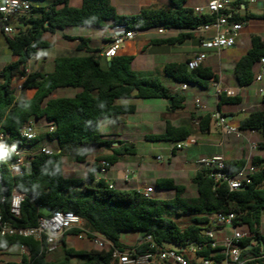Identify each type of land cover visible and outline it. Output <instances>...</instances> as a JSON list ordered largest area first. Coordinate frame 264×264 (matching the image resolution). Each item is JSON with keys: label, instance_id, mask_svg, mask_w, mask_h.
I'll list each match as a JSON object with an SVG mask.
<instances>
[{"label": "trees", "instance_id": "16d2710c", "mask_svg": "<svg viewBox=\"0 0 264 264\" xmlns=\"http://www.w3.org/2000/svg\"><path fill=\"white\" fill-rule=\"evenodd\" d=\"M70 0H54L47 7H32L31 13L13 22L16 34L3 36L16 62L7 64L0 71V130L10 134V141L25 145L21 129L32 120H45L55 126L53 132L37 136L30 145L36 147L44 141L56 142V151H37L31 161V169L22 175H12L8 161L0 157V216L4 222L16 228H33L42 217H51L60 212H73L84 219L91 232H98L114 243L120 250H142L138 245L128 248L121 244L123 232H141L142 237L151 236L164 246L177 244L187 239L201 238V227L205 215L216 212L237 214L236 225L255 232L264 242L260 233L264 214V157L255 156L251 164L256 167L252 182L246 187L231 191L226 184H217L210 176V170L202 168L193 177L197 194L187 195V187L174 178H161L156 181L160 191H172L174 196L160 199L146 197L136 189L110 187V182L98 180V172L104 161L115 165L120 156L135 155L134 144L118 143L109 155L99 156L90 166L85 178L69 177L64 172V159L71 155L77 163H87L90 153L100 148H111L113 143L102 139L103 121L135 114L137 106L127 104L132 100H167L172 103L170 111L184 108L185 96L166 86L157 75L145 77L133 69L135 56H119L103 65L98 56L58 57L54 69L49 74L27 73L29 59L39 56L40 51L51 45L44 40L46 33L56 34L71 27L103 28L107 22L113 26H123L127 31L146 33L160 28L177 31V35L157 39L155 44H183L195 37L194 30L204 24L216 21V15H196L186 6L187 0H171L168 7H151L135 15H120L111 0H83L82 6H70ZM244 4H247L244 1ZM250 20H264L261 14H236L234 21L246 23ZM80 49L92 51L86 39L80 38ZM264 57V42L259 36L251 38L250 50L239 59L235 73L241 87L253 83L255 67ZM167 78L174 84L198 85L207 89L219 80V75L210 67L196 70L188 68V60L167 63L164 68ZM24 79L22 90H35L32 98H19L13 88V81ZM78 89L73 96L52 98L59 89ZM239 96L220 95L218 111L224 105L241 104ZM264 104V94L262 95ZM200 119L199 133L211 131L212 115H192ZM242 132L255 131L260 135L258 148L264 151V109H257L240 121ZM194 136L189 124L175 126L167 122L162 134L148 137L151 141L179 142ZM38 149V148H37ZM36 149V150H37ZM176 154V152H174ZM243 155L240 159L227 160L226 170L237 173L248 163ZM24 195L20 207V217L11 212L14 192ZM191 216L193 222L182 228L176 218ZM81 233L78 229L68 231L61 239L63 256L58 260L48 258L43 251L44 242L32 237L0 235V253L13 246H24L27 254L22 256L24 264H116L112 261V248L78 250L68 247L66 238ZM140 238V240H141ZM139 240V241H140ZM139 244V243H138ZM206 257L210 251L205 253Z\"/></svg>", "mask_w": 264, "mask_h": 264}, {"label": "built area", "instance_id": "2783aa9c", "mask_svg": "<svg viewBox=\"0 0 264 264\" xmlns=\"http://www.w3.org/2000/svg\"><path fill=\"white\" fill-rule=\"evenodd\" d=\"M246 2L254 3L257 0H210L206 6L194 7L196 15H216V21L212 24H204L197 27L194 33L199 37L200 47L208 50L221 51L233 48L236 39L241 35L246 23L234 21L237 14L236 9H240ZM32 11V4L27 0H3L0 1V30L8 37L16 34V27L13 22L23 16H27ZM159 35L177 34V31L160 28L157 31ZM213 32V35L209 33ZM139 33L127 31L123 26L110 27L107 38L109 40L107 48L103 55L107 59L116 57L124 43L134 39ZM207 59L206 52H199L188 60V68L196 70L203 66ZM261 71L256 75L255 81L260 82L264 77V57L259 62ZM218 89V96L225 93L227 97H236L234 89L223 90L217 82L213 83ZM187 84H181L175 91H185ZM259 93L264 94V89ZM196 107L202 110L204 107L200 99L195 100ZM212 122L215 127L220 129L221 133L227 136L241 138L243 132L238 126L231 125L226 115L221 112L212 113ZM196 128L200 127V119H194ZM47 132H53L55 126L46 124ZM37 125L32 120L26 124L20 131L21 137L27 141L25 145H19L10 141V134L0 130V157L8 161L9 169L14 176L22 175L31 169L33 155L37 151L49 152L45 146L35 149L30 145L37 134L35 128ZM198 140L191 136L183 141L176 142L170 148V153L182 150L191 145H196ZM256 148V147H255ZM159 162L163 161V156L156 157ZM246 166L233 173L226 170L227 160L223 155H216L211 158L200 159L197 161L203 168L210 170V176L217 184H226L231 191L246 187L252 182L251 176L254 175L256 167L251 164V160ZM113 167L110 162L104 161L98 172V180H107L109 170ZM134 175L133 171H126V179ZM110 187L114 185L110 182ZM146 197H151L156 192L154 187H145L138 190ZM24 195L15 191L11 201V212L15 217H20V207ZM206 221L201 227V238L197 241L190 239L182 243L171 242L164 246L158 244L149 235L144 236L139 241L138 247H142L140 252L136 249L120 250L114 247V243L104 235L98 232H91L93 242L100 248L106 246L112 248V261L116 264H264V242L258 238L256 233L246 227L236 225L237 214L233 212H216L204 216ZM232 228L229 235H223L222 238H216L214 229ZM78 229L81 233L79 239L88 236L89 230L85 228L83 218L73 212H60L51 217H42L38 225L33 228H16L11 223L3 221L0 216V235H18L22 237H32L44 242L43 251L50 254L60 245L62 237L70 230ZM260 233L261 228H260ZM23 255L27 254L24 246H20ZM210 251L206 257L205 253ZM19 264H24L22 260Z\"/></svg>", "mask_w": 264, "mask_h": 264}, {"label": "crops", "instance_id": "0c3cea01", "mask_svg": "<svg viewBox=\"0 0 264 264\" xmlns=\"http://www.w3.org/2000/svg\"><path fill=\"white\" fill-rule=\"evenodd\" d=\"M0 1H3V0H0ZM82 1L83 0H81V2ZM116 1L117 2H115L114 0H111V3L116 8L118 14H120V15H135L143 9H147V8H151V7H168L171 5V0H116ZM209 1L210 0H207L204 3L190 4V0H187L186 6L193 9L194 7L206 6L209 3ZM69 4H70V6H73L76 8H80L82 6V4L80 6H77L78 4L75 3V0H70ZM39 7H47V6H39ZM118 7H121L122 12H120L118 10ZM263 12H264V0H257L254 3H251V2H247V4L243 3L240 9H236V13L241 15V16H244L247 13H252V14L258 15V14H261ZM17 23H19V22L17 21ZM112 26L113 25L111 22H107L105 24V27L95 28V29H98L99 32H95V33L92 32L86 36H84L83 34H70V32H69L70 28H67L66 30H63V31H59L56 34L46 33L44 35V40L47 41L51 45L49 48H46V49L58 48L61 50L62 53H66V55H67V56H58V57L88 56V55L98 56L101 58L102 63L105 62V64H107L109 62V60L104 57L103 52L108 46L109 40L107 38V33H108L110 27H112ZM71 28H73V27H71ZM85 28H93V27H85ZM1 34H2V31H1ZM58 35L62 36L66 40H70V41L74 40V41H78L79 43L77 44L76 48H74L70 45H63V44L57 42L58 41V39H57ZM175 35H177V34L159 35V34H157L156 31L139 33L134 39L128 40L124 43V45L122 46L118 55L119 56H135L134 62L137 59H139L140 57H143L144 55H148V54L152 55L153 56L152 61L150 60V58L149 59L145 58V60H143L141 62V65H138L137 68L139 69V71H141L143 73H147V74L158 75L157 72H159L160 76L165 80V83H166L165 85L172 88L175 91L176 89H178V87L180 85L172 83L167 78V76L164 73L165 65L167 63H171V62H183V61L189 60L190 58H192L195 54H197L199 52H206L207 53V59H206V61L202 67H210L216 73H218L219 80L217 81V83L219 84V86L222 87L223 90L234 89L236 91L237 96L241 97V99H242L241 104H238V105L244 106L245 109L243 108V111L244 110L247 111V109H251V108H255V107H259L258 109H264V104L262 102V95L259 93L260 89H264V77H263L262 81H260V82H256L254 80L253 83L250 84L249 86L241 87L238 83L236 73H235V66H236L237 62L251 48V38L253 36H259L262 38V41L264 42V20H250V21L246 22L245 27H244L241 35L236 39L235 46L233 48L224 49L221 51H216V50L206 51L205 49L201 48L200 47V40H199V37L197 35H195V37L193 39L187 40L183 44H155L154 43V41L157 39L169 38V37H173ZM209 35H213V32L209 33ZM80 38L86 39V41H87L86 45L92 50L91 52L87 51L86 49H80V46L82 45V42L79 40ZM241 43H245L244 45L246 48H245V52L240 56V58H238L237 60H234V61L230 60L227 62H220L217 60L223 51H230L232 49H235ZM7 47H8V45H7ZM41 52H42V50L40 51L39 56L41 55ZM182 52H184V54L187 55L186 60L185 59L184 60H178L177 56L179 54H182ZM58 57L57 56L53 57L50 61L52 63V68H47L44 71L41 70V69H44L41 67L42 66L44 67V66L49 64L48 57L46 56L44 58L43 62L41 63L42 66L40 64H38V62H37L38 65L36 68L31 66L33 59L35 57L31 58L27 62L26 71H27V73L39 72L42 74H49L53 71L54 61ZM11 63H13V62H11ZM7 64H10V63L8 62ZM260 71H261V66L258 63L255 67V74L257 75ZM20 80H23V82H24V79H20ZM232 81L235 82L234 85L230 84ZM213 83L210 84L209 88H211L215 91L213 96L216 98V106H217V103H218L220 97L218 96V89L214 87ZM195 86H197L201 90H204V88H201L198 85H195ZM189 89H190V86H188V89L185 91H182V92L178 91V93H181L183 96H185V102H184V108L183 109H178L176 111H170L168 109V106L170 105L168 103V101L167 100H160L158 105H156V104L146 105V107H145L146 112H144V116H142L140 122L142 124H152L154 126L158 125L159 127H160L161 123H163L164 124L163 131H160L159 134H162L165 131L167 122H170L171 124H173L175 126L184 125V123H177L176 121L172 120L169 117H171L174 114H177L179 112H186L187 110H189L191 108V106L193 105V101L195 102L196 99H200V101L202 103L203 100H201V97H199L197 94L192 95L191 96L192 98L188 100L186 93L189 91ZM60 90H63V89H59L56 92H54V94L52 95V98H57L60 96H70V95L66 94V92H64V91L61 92ZM26 92L28 95L27 99L32 98L33 95L35 94V90H26ZM78 92H80V90L76 89V91L73 92L72 96L77 94ZM137 101L138 100H132V101H127L126 103L127 104H135L137 106V111H138ZM150 107H151V109H149ZM153 107L160 109V112H161L160 116L156 115L157 112H155V110H153ZM203 107H204L203 110H201L203 112L202 113L200 112L201 115L213 113V112H211V110H209L211 106H209V104H207L205 101H203ZM147 109H149V110H147ZM238 112L239 111L233 107H230L225 112L221 111V113H223L224 115H226L227 113L229 114V115H226L228 120H233L235 115ZM186 115H189V114L187 113ZM196 116H198V115H196ZM113 120H123L124 121V116L117 118V119H113ZM126 120L129 123H131L128 119H126ZM34 121H35V124L37 125V127L40 126L42 122L47 124V122L45 120H34ZM103 123H104V121H103ZM213 127H214V129H213ZM249 132L257 133L255 131H249ZM159 134H155V132L153 133V131H151V132H148L145 134V138L148 139V137H151L154 135H159ZM198 136L202 137L205 140L208 139L210 142H213V141L215 142V140L220 139V143L217 144V146H227L229 148V146L232 145L233 148H239L237 143L233 142V140L226 142L222 138V133H221L220 129H217L215 127L214 122H212V124H211L210 133H207V134L199 133L196 135V138L198 140L197 144H199V141H200ZM49 143H51V142H49ZM113 145L115 146L116 144H113ZM42 146H44V145H41L40 147H42ZM113 148H116V147L100 148V149L92 151L88 157L86 164L88 165L89 163H93L95 161V159L99 156L111 154ZM239 150H240V148H239ZM247 150H248L247 148H243L241 151V155L238 158H231V156H230V158H227L226 156H224V157L226 158V160H232V159L237 160V159H240L243 155H245L246 158L248 159V157H247L248 151ZM216 155H222V154L213 153L207 158H211V157L216 156ZM259 156H263V155L259 154ZM135 158H139L137 151H136L135 155L120 156L119 161L115 165H113V167L109 170L108 175H107V180L109 182H111L115 188L139 190V189H143L145 187H154L147 178H145L144 176L141 175L142 174L141 168L139 167L141 165V163L136 165L134 163ZM202 159H205V158H202ZM72 163L75 165L77 164V162H75V161ZM123 163H125L124 164L125 166L120 165ZM89 167L90 166L88 165V169H89ZM127 170L134 172V175L132 177H130L129 179H126V171ZM155 171H156V174L158 175L155 177V184H156V181L158 179H161V178H174L175 179V177L172 174H168L170 171L168 169H162L160 172L157 170H155ZM64 172L69 177H78V176H76V172L74 169H71V168L68 169L67 168V163L65 162V159H64ZM165 173H167V174H165ZM78 178H81V177H78ZM130 184H132L131 187L129 186ZM154 188L156 190H158L156 188V186ZM164 192L167 193L166 199L172 198L174 196V192H173L171 197H169L171 195V194L169 195L170 191H164ZM16 247L21 248L20 246H16ZM7 252H5V253H7ZM21 260L22 259H19V260L15 261L14 263H9V264H19V262ZM3 264H8V263L6 261V262H3Z\"/></svg>", "mask_w": 264, "mask_h": 264}, {"label": "rangeland", "instance_id": "374dc122", "mask_svg": "<svg viewBox=\"0 0 264 264\" xmlns=\"http://www.w3.org/2000/svg\"><path fill=\"white\" fill-rule=\"evenodd\" d=\"M29 1L33 7H39V6H49L53 4L54 0H27ZM117 2L116 0H114ZM207 0H190V4H196V3H204ZM75 3H77V6H80L82 4L81 0H75ZM118 10L122 12L121 7H118ZM34 16H37L38 13H31ZM18 21V20H17ZM70 34H83L84 36L92 33V32H99L98 29L95 28H85V27H73L69 29ZM58 43H61L63 45H70L74 48L77 47L78 41L74 40H66L62 36H57ZM245 43H241L237 48L232 49L230 51H223L221 55L218 57V61L220 62H227V61H234L240 58V56L245 52ZM179 54L177 56L178 60H186L187 55ZM48 57L49 64L46 66H42V62L45 57ZM58 56H67L66 53H62L60 49L58 48H52V49H44L41 52L40 56H37L33 59V62L31 66L34 68L37 67L38 64H40L44 69L52 68V63L50 62L53 57ZM145 58H150L152 61L153 56L152 55H144L143 57H140L137 59L133 64V69L137 72H139L141 75L148 77L150 74L143 73L139 71L137 68L138 65H141V62L145 60ZM18 59L17 56H14L10 49L7 47L6 41L4 36L1 34L0 31V70L3 69V67L9 62H15ZM104 61V60H103ZM38 62V64H37ZM105 65V62L103 63ZM157 76L161 79V81L165 83V80L160 76V73L157 72ZM156 75V74H153ZM23 84V80L16 79L13 81V88L16 90V94L19 98H28L27 92L22 90L21 86ZM231 85H234L235 82L232 81L230 83ZM61 92H66V94L72 96L73 92L76 91V89L71 88H64L63 90H60ZM215 91L211 88L201 90L195 85H191L189 91L186 93L188 100L191 99L192 95L197 94L199 97H201V100L205 101L207 104H209L211 112L215 113L218 112L217 106H216V98L213 96ZM202 101V105H203ZM160 102L159 99H150V100H138V111L135 114L124 116L123 120H113L108 119L105 120L102 124L101 133H102V139L107 142H111L113 144L112 147H118L120 142L127 143V144H134L136 151L138 152L139 158H135L134 163L137 165L141 163L139 166L141 168V175L147 178L150 183L155 187V177L158 176L156 174V171H161L162 169H168L170 170L168 174H172L177 183L185 185L187 187V195L188 196H195L197 194V189L195 184L193 183V177L197 173L198 170L202 169L203 167L197 163V160H200V158H207L213 153H219L223 156H226L227 158H238L241 155V151L243 148H247V157L248 160H251L253 157L258 156L259 154H262L264 157V151H261L258 148V143L260 141V135L258 133H252V132H244L242 134L241 138H237L235 136H227L222 134V138L227 142L230 140H233V142L237 143L239 148H233L232 145L229 146H217V144L220 143V139L215 140V142H210L208 139H203L202 137L198 136L200 139L199 144L191 145L187 148H184L182 150L176 151V154H170V148L174 146V142L169 141H151L145 138V134L148 132L153 131L155 134H159L160 131H163L164 124L161 123L160 127L158 125L154 126L152 124H142L141 118L144 116V112H146V105H158ZM155 105V106H156ZM152 107V106H151ZM151 107L149 109H151ZM230 107L235 108L239 112L235 115L233 120H229V123L231 125L238 126L240 121L245 119L249 114L250 111L257 110L259 107L247 109V111H243L244 106L240 105H224L222 107V112L227 111ZM147 109V110H149ZM245 109V108H244ZM153 110H155L156 115H161L160 109L153 107ZM203 110V109H202ZM195 112V113H194ZM202 113L200 109L196 107L195 102L193 101V105L189 110L186 112H179L177 114H174L173 116L169 117L172 120L176 121L177 123H184L189 124L194 132V136L196 137L197 134H199L198 128L195 127L193 123L192 115H201ZM189 115H186V114ZM226 115H229L228 113ZM126 119H128L131 123H129ZM214 129V127H213ZM48 131V127L45 123H41L40 126L35 128V132L37 136L43 135ZM41 145H44L48 150L50 151H56L58 149L56 142L49 143L48 141H44L43 143H40L37 147L39 148ZM256 147V148H255ZM230 149V150H229ZM104 150V149H103ZM162 155L163 161L159 162L156 160V157ZM73 157L69 155L68 157H65V162L67 163L68 169H74L76 172V176L85 178L87 176V170L88 165L86 163H77L76 165L73 164ZM123 164H120L122 166H125ZM158 172V173H159ZM160 174V173H159ZM167 174V173H165ZM130 187L132 184L129 185ZM128 186V187H129ZM171 194V195H170ZM173 192H169V197H171ZM152 196L160 199H166L167 193L164 191L156 190ZM176 222L182 227L185 228L188 225H190L193 222V218L191 216H181L175 219ZM86 228V226H85ZM86 230H88L86 228ZM232 228L226 227L222 229H214V233L216 235V238H222L223 235H229L232 232ZM261 232L264 236V214L261 221ZM142 237L141 232L131 231V232H123L120 235V242L124 246L128 248H134L138 245L140 238ZM66 244L68 247H74L78 250H91V249H100L93 240H90L87 236H84L83 239H79L75 235L67 236L66 238ZM105 248H108L106 246ZM104 248V249H105ZM23 250L21 248H18L16 246L12 247L7 253H0V264H3V262L14 263L15 261L22 259ZM63 256V248L62 244L60 242V245L58 248L49 254L48 258L51 260H58ZM80 261L77 258H74L72 260L73 264H78Z\"/></svg>", "mask_w": 264, "mask_h": 264}, {"label": "water", "instance_id": "95a60500", "mask_svg": "<svg viewBox=\"0 0 264 264\" xmlns=\"http://www.w3.org/2000/svg\"><path fill=\"white\" fill-rule=\"evenodd\" d=\"M108 60H109V64H111V60H112V59H108ZM171 103H172V101L169 102V104H171Z\"/></svg>", "mask_w": 264, "mask_h": 264}]
</instances>
